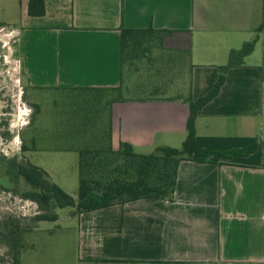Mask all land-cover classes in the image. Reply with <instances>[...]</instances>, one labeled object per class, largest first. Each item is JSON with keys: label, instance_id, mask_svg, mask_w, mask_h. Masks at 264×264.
I'll return each mask as SVG.
<instances>
[{"label": "crops", "instance_id": "obj_1", "mask_svg": "<svg viewBox=\"0 0 264 264\" xmlns=\"http://www.w3.org/2000/svg\"><path fill=\"white\" fill-rule=\"evenodd\" d=\"M27 2L20 18L21 67L27 86L49 95L118 86L121 29L170 32L163 51L186 56V98L193 100L212 88L231 50L256 39L243 65L226 72L217 96L198 112L195 136L199 149L222 153L264 139V30L256 32L262 0H47L41 17L27 16ZM186 98L114 103L111 147L125 143L142 155L179 149ZM52 134L63 137L51 131L46 138ZM49 146L41 152L69 153ZM261 164L258 151L193 155L178 165L173 201L142 199L74 216L69 264H264Z\"/></svg>", "mask_w": 264, "mask_h": 264}, {"label": "trees", "instance_id": "obj_2", "mask_svg": "<svg viewBox=\"0 0 264 264\" xmlns=\"http://www.w3.org/2000/svg\"><path fill=\"white\" fill-rule=\"evenodd\" d=\"M47 0H28L26 14L29 17H41L45 14ZM262 8V22L256 32L264 30V0ZM170 32L147 28L143 30H120V73L119 84L105 89H70V91L84 92L83 106L73 107L71 114L56 121L67 125V132L63 137L36 136L30 141V148L21 145V152L38 151L48 143L51 152H75L78 155V189L77 200L62 191L41 168L28 161L0 158L3 188L10 183L13 192L18 193L23 200L35 203L39 214L32 217L33 224L40 222H56L57 210L71 208L73 216L96 211L114 205H124L137 200L173 201V194L177 178V168L181 161L190 160L193 155L212 156L214 154L233 158L248 156L258 151L261 155V166L264 168V139L245 149L229 152H213L199 149L196 145L195 120L198 112L212 101L224 84L225 74L231 68L243 65V60L254 49L256 39L246 42L238 50H231L225 66L219 67V73L212 88L202 97L193 100L185 99L189 107L185 130L186 138L179 149L157 148L148 155L137 154L130 145L120 143L118 149L111 147V107L114 103L134 100H152L154 98H171L149 94L148 98H132L128 83L131 76L138 71V62L149 58L153 50L163 51V40ZM94 92V93H90ZM96 94H101L97 96ZM166 99V100H174ZM35 112L39 111L33 105ZM105 113L102 126L98 122L102 119L99 114ZM22 182L27 190L19 189ZM32 228L20 230L18 225L14 229L5 227L1 232L2 240L9 249V263L20 264L22 250V233ZM3 259L0 258V262Z\"/></svg>", "mask_w": 264, "mask_h": 264}, {"label": "rangeland", "instance_id": "obj_3", "mask_svg": "<svg viewBox=\"0 0 264 264\" xmlns=\"http://www.w3.org/2000/svg\"><path fill=\"white\" fill-rule=\"evenodd\" d=\"M23 0H0V158L26 159L30 164L48 170L52 180L68 196L77 200V155L73 152L57 154L38 151L22 153L24 145L37 135L46 136L51 131L65 135L67 125L56 119L71 114V109L83 106L87 94L54 95L30 89L25 80L18 52L21 34L20 18ZM186 56L161 52L155 49L149 58L138 62V71L128 83L132 98H148L149 94L171 98H186L189 90L190 72ZM100 96L101 94H96ZM33 105L39 107L35 112ZM101 113V112H100ZM66 115V116H65ZM105 121V113L99 114ZM41 143L37 147L41 149ZM0 169V183H2ZM19 189H28L22 182ZM71 208L57 210L56 222L33 224L32 217L39 214L35 203L23 200L13 192L10 183L0 187V264L9 263V249L1 232L5 227L32 228L22 233L20 264H69L75 252L76 220Z\"/></svg>", "mask_w": 264, "mask_h": 264}]
</instances>
